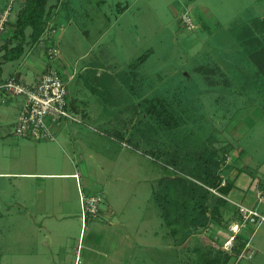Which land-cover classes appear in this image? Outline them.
I'll use <instances>...</instances> for the list:
<instances>
[{
	"label": "rangeland",
	"instance_id": "374dc122",
	"mask_svg": "<svg viewBox=\"0 0 264 264\" xmlns=\"http://www.w3.org/2000/svg\"><path fill=\"white\" fill-rule=\"evenodd\" d=\"M183 1L66 0L56 13L57 24H52L63 31L56 36L60 67L69 68L71 87L82 99L72 100V109L81 120L119 141L113 143L110 153L120 159L115 193L124 194L121 201L115 200L119 211L114 220L120 222L115 221L118 225L113 230L139 237L143 230L160 232L159 238L151 233L145 239L161 246L162 257L155 261L178 264L165 250L166 227L157 205L149 202L150 184L143 179H152L169 234L175 229L183 238L182 264L188 263L187 254L192 264H224L227 255L221 250L222 233L234 218L220 192L229 166L225 149L247 127V122L239 123L241 119L264 106V77L257 81L252 72L247 74L246 89L231 93L236 98L222 96V92L211 95L207 84L211 79V83L223 84L226 71L235 68L230 65L225 71L222 61H251L256 45L254 26L264 19V0L195 1L220 21L217 31L211 25L210 33L194 10L189 11L194 29L188 31L180 25ZM55 4L51 0L48 6ZM171 8L182 11L174 17ZM60 12L64 27L59 23ZM260 29L264 31V21ZM263 44L264 36L258 48ZM59 71L64 77L62 69ZM68 84L70 87V81ZM3 131L8 138L17 139L13 125ZM249 135L243 143L254 144L264 153V121ZM2 181L0 178V204L1 195L4 198L8 191L7 187L1 194ZM7 222L0 216V264H16L10 259L16 251V227ZM240 235L250 243V251L237 264H264V222L248 224ZM241 244L238 240L235 250Z\"/></svg>",
	"mask_w": 264,
	"mask_h": 264
},
{
	"label": "crops",
	"instance_id": "0c3cea01",
	"mask_svg": "<svg viewBox=\"0 0 264 264\" xmlns=\"http://www.w3.org/2000/svg\"><path fill=\"white\" fill-rule=\"evenodd\" d=\"M195 1L197 0H184L182 10L187 7L189 11L194 10L209 33L211 25H214L217 31L219 19L205 7L196 5ZM23 6L24 0H0V15L9 9V18L1 37V44L11 36L14 22ZM182 10L171 8V13L177 17ZM54 19L56 16L53 17ZM58 19L64 27L63 12H60ZM262 19L254 26L255 49L258 48L257 44L263 41L264 31L260 29L264 21ZM52 22L57 24L56 20ZM54 28L56 35L61 36L63 31L61 32L58 27L54 26ZM29 33L30 29H27L26 35ZM45 45V40L41 38L35 46L25 47L24 54L18 60L3 63L0 81L17 75L25 83L34 82L46 68ZM222 62L221 64L226 66L225 71L230 65L235 68L226 71L227 76L222 77L223 84L211 83L212 79L209 84L206 83L211 95L222 92V96L236 98L231 93L246 89L245 83L248 79L244 78L247 74L252 72L257 81L264 77V67L259 69L264 65V61ZM60 69L64 75L63 80H67L70 103L77 98L82 100L75 93L74 86L71 87L73 74L68 70L69 68L66 66L59 67ZM21 106L22 99H13L0 104V178L3 179L1 194L8 187L4 198L1 195L0 208L4 211V215L0 216L5 217L6 222L8 221L7 225L14 224L16 227V251L10 259L14 258L16 264H157L155 259L162 257V250L159 249L161 246L158 248V243L150 245V241L146 243L145 239L149 238L151 233L156 236L155 238H159L160 232L143 230V236L139 237L132 232L114 231L118 225L115 221L120 222L114 220V216L119 211L115 208L117 205L115 200L119 198L121 201L124 192L119 196L118 192L117 195L115 193L114 184L119 180L115 173L120 159L115 158L110 153V149L113 148L114 142L119 143V141L98 130L100 127L97 125L96 127L87 120H81L72 108L81 122H66L58 125L54 142L8 138L9 134L3 129L8 124H14ZM258 108H254L247 117L241 119L239 123L247 122V127L241 131L242 133L235 134L234 142L229 141L230 149L226 154L229 158V166L225 179L229 191L225 197L264 216V153L254 144L247 146L243 143L247 141L246 138L250 136L251 130L264 121V106ZM74 174L79 175L78 180L73 177ZM143 181L150 184L149 202L158 206L155 208L160 213L159 219L166 227L165 250L168 249L167 252L175 256L178 264H182L183 238L175 229H171L172 235L169 234L168 226L161 217L163 207L160 205L157 193L156 195L154 193L153 180L144 178ZM5 182L9 185H5ZM79 188L88 194L101 193L104 207L107 206L102 210L101 218L87 220L84 227L80 219ZM111 196L116 197L111 199ZM226 207L232 212L235 211V206L229 201L226 202ZM222 235L223 241L227 235L226 230ZM239 237L238 240L244 243L239 254L242 257L243 253L250 251V243L241 235ZM187 258V264H192L189 262L188 254Z\"/></svg>",
	"mask_w": 264,
	"mask_h": 264
},
{
	"label": "built area",
	"instance_id": "2783aa9c",
	"mask_svg": "<svg viewBox=\"0 0 264 264\" xmlns=\"http://www.w3.org/2000/svg\"><path fill=\"white\" fill-rule=\"evenodd\" d=\"M9 18V9L0 15V45ZM180 25L188 31L194 29V20L189 10L184 9L179 17ZM56 29L52 21H48L41 38L45 40L47 63L43 73L32 83L23 82L17 75H12L0 81V104L13 99H22V106L13 124V135L19 139L33 142L56 141V128L66 122L80 123L81 120L70 108V98L67 82L59 71L61 65L60 53L56 41ZM226 156V161L228 160ZM79 179L78 174H74ZM221 186H226L222 180ZM235 206L234 218L226 225V237L223 238L221 250L231 254L241 232L248 224L260 225L264 216L256 210L238 204L223 197ZM80 219L83 227L89 219L101 216L103 197L101 193L88 194L79 188ZM241 255L237 256L233 264H237ZM232 261V262H233Z\"/></svg>",
	"mask_w": 264,
	"mask_h": 264
},
{
	"label": "trees",
	"instance_id": "16d2710c",
	"mask_svg": "<svg viewBox=\"0 0 264 264\" xmlns=\"http://www.w3.org/2000/svg\"><path fill=\"white\" fill-rule=\"evenodd\" d=\"M50 0H24V6L22 10L18 13L17 18L14 22V28L11 36H8L3 43L0 45V75H1V65L6 62L16 61L24 54L25 47L35 46L40 42V39L45 31L47 22L53 20L56 13L61 10L64 0H55L56 4L53 6H48ZM59 8L57 11L56 9ZM30 29L29 35H26V30ZM251 61H264V44L259 48L255 49L250 53ZM264 67H259L261 70ZM86 80V79H85ZM88 89L95 93L94 87L91 83H88ZM70 108L71 103H70ZM168 117L172 119V115L167 113ZM200 141L199 139H197ZM201 148L204 151H208L206 145L200 141ZM230 147H226V151H229ZM229 187L226 185L220 189L223 195H227ZM225 203L224 201H222ZM240 237L238 236L237 239ZM237 243L233 247L232 253L229 255L226 253V260L224 264L230 263L241 253L242 249L239 251L235 250ZM242 248L244 243L241 244Z\"/></svg>",
	"mask_w": 264,
	"mask_h": 264
}]
</instances>
